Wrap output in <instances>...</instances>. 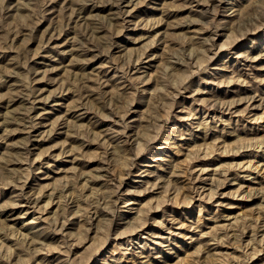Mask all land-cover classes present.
Returning <instances> with one entry per match:
<instances>
[{
  "label": "rangeland",
  "instance_id": "obj_1",
  "mask_svg": "<svg viewBox=\"0 0 264 264\" xmlns=\"http://www.w3.org/2000/svg\"><path fill=\"white\" fill-rule=\"evenodd\" d=\"M0 264H264V0H0Z\"/></svg>",
  "mask_w": 264,
  "mask_h": 264
},
{
  "label": "bare ground",
  "instance_id": "obj_2",
  "mask_svg": "<svg viewBox=\"0 0 264 264\" xmlns=\"http://www.w3.org/2000/svg\"><path fill=\"white\" fill-rule=\"evenodd\" d=\"M117 2V1H116Z\"/></svg>",
  "mask_w": 264,
  "mask_h": 264
}]
</instances>
